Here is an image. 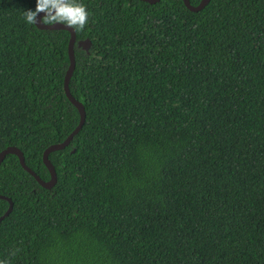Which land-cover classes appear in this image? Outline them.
Instances as JSON below:
<instances>
[{
    "label": "trees",
    "instance_id": "obj_1",
    "mask_svg": "<svg viewBox=\"0 0 264 264\" xmlns=\"http://www.w3.org/2000/svg\"><path fill=\"white\" fill-rule=\"evenodd\" d=\"M79 2L85 121L51 189L0 164V261L264 264V0ZM35 6L0 0V152L48 181L79 114L70 35L25 23Z\"/></svg>",
    "mask_w": 264,
    "mask_h": 264
},
{
    "label": "water",
    "instance_id": "obj_2",
    "mask_svg": "<svg viewBox=\"0 0 264 264\" xmlns=\"http://www.w3.org/2000/svg\"><path fill=\"white\" fill-rule=\"evenodd\" d=\"M140 1L154 4V3H157L159 0H140ZM182 2L188 10L192 12H198L208 4L209 0H201L197 6H192L189 0H182ZM43 15L44 14L41 13L37 17V24H34L38 29L40 30H65L70 35L68 46H67V55H68L69 65H68V68L66 70L64 80H63V91H64L66 98L69 100V102L77 109L78 114H79V121L75 129L71 132V134L63 142L50 145L48 148L44 150L42 154V162L50 176L48 181L41 180L33 171H31L25 165L23 154L21 153V151H19L15 147H8L0 152V164L2 163V161L7 155H10V154L15 155L17 156L20 166L22 167L23 170H25L28 174H30L38 182L40 186H42L45 189H51L56 184V173H55L54 167L52 166V164L50 163L48 159V155L52 152L62 150L67 145H69L72 138L80 131V129L82 128L84 124L85 111H84L83 105L72 97V95L69 92V88H68L69 80L71 78V75L75 67V61H74L75 32L73 28L66 27L65 25H62V24H57V25L52 26V25H45V24L40 23V20L42 19ZM78 46L79 47L82 46L83 49L88 50L90 46V42L88 40H84V41L78 42ZM0 199L6 200L8 202V209L4 213V215L0 217V221H1L11 212L12 202L9 198H6L4 196H0Z\"/></svg>",
    "mask_w": 264,
    "mask_h": 264
},
{
    "label": "clouds",
    "instance_id": "obj_3",
    "mask_svg": "<svg viewBox=\"0 0 264 264\" xmlns=\"http://www.w3.org/2000/svg\"><path fill=\"white\" fill-rule=\"evenodd\" d=\"M43 13L40 23L45 25L62 24L82 31L88 24L89 12L79 0H36L35 10L23 12V19L27 24H37V17ZM0 264H6L0 261Z\"/></svg>",
    "mask_w": 264,
    "mask_h": 264
}]
</instances>
